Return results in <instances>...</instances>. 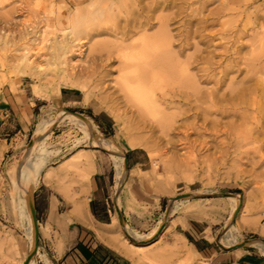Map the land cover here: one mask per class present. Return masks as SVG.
<instances>
[{"label": "rangeland", "instance_id": "374dc122", "mask_svg": "<svg viewBox=\"0 0 264 264\" xmlns=\"http://www.w3.org/2000/svg\"><path fill=\"white\" fill-rule=\"evenodd\" d=\"M119 1L110 0L100 9L89 8V0H0V35L10 41L5 45L0 40V96L2 91H13L24 99L16 114H5L0 110V264H27L30 256L34 264H37L36 260H40L39 264H51L49 257L58 243L63 244V234L44 218L45 206L50 199L57 204L59 211L67 215L73 212L74 200L81 197L76 194L77 189H83L82 185L88 183L94 172L86 165L84 154L93 157L101 166L111 185L112 217L107 223L96 226L104 232L103 238L98 235L97 238L115 248L125 264H237L235 260L242 254L264 258L259 243H253L264 241L262 0ZM76 14L79 16L78 26L75 25L80 30L79 38L87 43L77 41V45L83 48L81 57H75L74 72L70 68L73 75L68 73L63 77V67L46 68L43 71L47 72V77L43 71H36L37 76L35 72L34 75H19L13 58L21 56L23 48L30 46L31 54L37 50L35 60L46 63L45 55L50 52L49 44L57 39L55 37L70 39L68 32L65 37L59 32L56 35V28L68 26L67 17ZM20 29L29 31V42L20 41L17 35ZM42 31L47 34V42H40ZM144 33L163 42V51L169 50L176 56L173 57L174 63L171 60L173 65L169 63L168 66H173V76L162 83L167 93H176V97L166 98L168 102L164 106L162 125L171 124L172 116L176 121L172 123L173 129L170 127V132L167 131L168 136L162 134L160 128L153 127L149 118L141 122L137 108L132 110L131 105H126L116 84L123 69L119 52L127 47H137L138 43L134 41ZM231 56L244 59L242 72L234 76L237 75L235 78L239 81L244 80L240 83V90L248 91L241 93L238 108L234 109L226 104L230 90H226L223 83L217 86L213 83L224 77L226 60ZM213 60L218 64L215 65ZM180 65L188 67L191 80L186 81L177 74L182 68ZM74 74L84 77L74 78ZM70 80L83 86L87 92L70 86ZM212 89L220 92L214 104ZM163 95L167 94H160ZM222 100L225 101L223 104L220 103ZM58 109L89 120L93 134L96 132L95 143L114 139L124 152L127 178L118 189L110 156L98 144H89L83 138L86 137L83 128L66 120L53 126L45 140L48 150L43 148L48 152L44 174L57 169L65 174L60 172L62 180H51V184H46L41 174L38 177L32 204L37 226H49V236L40 230L34 250L35 236L33 241L28 239V222L17 210L14 199L15 175L35 146V130L44 113L55 116ZM132 141H147L153 155L146 147L132 149ZM165 156L169 158L166 160ZM154 162L160 166L157 174L153 172ZM135 174L138 175L132 176ZM190 179L193 182H189ZM187 192L191 196L189 202L170 204L172 197ZM219 194L241 195L244 200L242 211L230 217V205L221 206L219 201H209ZM117 195L121 200L118 204ZM126 197L133 199L132 203L127 204ZM193 220L209 226V239L217 243L220 251L230 254L227 255L231 256L230 260L195 254L181 237L182 233L189 242L193 241L185 229L187 222ZM231 228L235 245L229 248L220 241L227 240L224 236ZM241 243L245 244L238 246Z\"/></svg>", "mask_w": 264, "mask_h": 264}, {"label": "bare ground", "instance_id": "6f19581e", "mask_svg": "<svg viewBox=\"0 0 264 264\" xmlns=\"http://www.w3.org/2000/svg\"><path fill=\"white\" fill-rule=\"evenodd\" d=\"M109 1L110 0H89V3H88L89 6L88 7L89 8L97 7V8L102 9V8H104V6H106L109 3ZM121 1H119V2H121ZM112 3H114V2H112ZM111 6H112V4L110 5V7ZM110 7L107 6V11L108 10L110 11V9H111ZM105 11L103 9L104 13H105ZM77 14H76V16H73L74 15L73 14V15H69L67 17L68 26H65V27H63V26L61 27L60 26V27L56 28L55 34L57 32H59L62 37H65L67 32H68L69 36H70V39L69 40L68 39H61V38H58V36H56L55 38H57V39L52 44H49V51L50 52L45 55L46 59L44 61L46 63H43L41 60H35L36 57L34 56V54L36 55L37 50H34V54H31L30 50L32 48H29L30 46L29 47L27 46V47L23 48V50H22L23 53L21 52L22 53L21 56L13 58L12 61H13V63H15L17 65L16 71H17V73L19 75L20 74L21 75H27V74H30V75L33 74L34 75V72H35V75L37 76V74H38L37 72L38 71L46 70V68L48 69L49 67H51V68L63 67V71L61 70V72L63 74V77L66 74L67 75L71 74L70 73V68H71V71H73L72 69H73V66H74L75 57H81V55H82L81 49L83 48V46L79 47V45H77L78 44L77 41L78 42L81 41V42H83L85 44L87 43L86 41H83L82 39L79 38L80 34H79L78 31H80V30L77 29L78 28L77 27L78 26L77 23L79 22V16H77ZM74 18H76V21H74ZM76 24H77V26H75ZM82 26H84V25H82ZM25 27L26 26H24L23 28H25ZM144 29L146 30V28H144ZM24 30H21V29L19 30V32L17 34L18 38L20 39V41L21 40H28V42H29L31 40V39L30 40L28 39L30 33H29L28 30H27L28 32H25ZM0 33H1V31H0ZM59 33H57V34H59ZM61 36H59V37H61ZM39 37H40V42L41 43L45 42V41L46 42L48 41V39H47L48 37H47V34H46L45 31H42ZM152 38L150 36H148L147 33H144V34H142V36L140 38H138V40L134 41V42L138 43L137 47L132 48L133 47L132 46L129 49H128V47H127V49H123V48H122L123 50L120 49L121 52H119V55H120V58L123 60V63L121 64L122 65L121 69L122 68L123 69H122V71H120V75H119V77L117 79L118 81H116V84L119 85V87H120V93L121 92L123 93V97L122 98L125 100L126 105H128V106L131 105V107L133 108L132 110H134V107L137 108V110L136 109L135 110L137 111V116L139 117L141 122H143V121L145 122L144 118H149L150 122H151V125L153 127L160 128V131L162 132V134L166 133L167 136H168L169 132H170V129L172 128L171 126H173L172 123H174L176 121H175V118L172 116V118H171V122L172 123L171 124H169L168 126L167 125L166 126L162 125L163 120H165V108H164V106L167 105V102H168L166 98H174V95L176 93L173 94V95H172V93H167L165 91L167 88L165 89V86H164L165 84L163 85L162 83H164L166 80L169 81L170 76L171 75L173 76V71H174V69L172 68L173 66H170V67H168V66H169V63H171V60L173 62V59L176 56H175V54H173L169 50L164 52L163 51V49H164L163 42H161L162 43L161 44L159 42V40L156 41V40H154ZM1 39H2V42L5 43V45H8L10 43V41L5 39L4 36H2V35H0V40ZM12 42H13L12 45H14L15 42H14L13 39H12ZM134 42H133V44H135ZM18 43H20V42H18ZM165 43L166 42H164V44ZM167 43H169V42H167ZM166 45H165V48L167 50ZM263 45H264V41H263ZM17 48H19V47H17ZM169 48H170V46H169ZM161 51L164 52V53L162 52L164 55L162 53H160ZM227 53H229V52L227 51ZM232 53H234V52L232 51ZM16 54H17V52H16ZM73 54H75V56H73ZM238 54H237V56H238ZM37 55H39V54H37ZM225 55L227 56V54H225ZM109 56H111V55H109ZM240 57L242 58V55ZM243 60L239 59V58L237 59L236 57L233 58L232 56L230 58H228V61L226 60L227 64L225 65V69H223L224 71L222 70L223 73H224V77L222 79H220V80H218V79L214 80V82H213L216 86L219 85V83H221V85L223 83L224 87H226L225 89L226 90H230V91H228V92H230V97L228 96V98L227 97H225V98L228 99V100L226 99V101H227L226 104L230 105L231 109L238 108V107H236V105L238 104L237 102H239V100H241V93L244 94V92L245 93L248 92V91H245V89H243L242 91L240 90V85H241L240 83H242V81H244V80H242V81L240 80L239 81V80H237L235 78V76H237V75L234 76L235 73L240 74L239 72H242L243 68H241V66H243L245 64V62H243ZM178 62H177V64H178ZM212 62H214V60ZM216 63L214 62L215 65H216ZM177 64H175V65H177ZM179 64H181V62ZM66 67L69 68V69L67 70ZM181 67L182 68L179 71V73H177V72L176 73L180 74V76L182 78H184L185 80L187 79L186 81L191 80L190 75H189L188 67H186V66L185 67L181 66ZM218 67H220V66L218 65ZM177 68H178V65H177ZM213 68H214V66H213ZM164 69L167 70L168 72L165 71ZM235 69H237V70H235ZM43 72H45V71H43ZM45 73H46V77H47V72H45ZM221 73L222 72H220V74ZM40 74H42V73L40 72ZM71 75H73V73ZM246 75H248V74H246ZM68 77H71V76H68ZM80 77L82 78L84 76H81L79 74L78 75L76 74L74 76V78H80ZM60 78H61V76H60ZM62 78H61V80H62ZM218 78H219V76H218ZM69 79L70 78H68L66 80H69ZM235 79L237 81H235ZM77 80H79V79H77ZM77 82H79V81H77ZM71 83L72 84L70 86L75 87V88H79L82 91H85V93L87 92L86 90H84L83 86H81L80 84L79 85L76 84L75 81H73V82L71 81ZM178 92H180V91H178ZM57 93H59V90L57 91ZM197 93H198V91H197ZM218 93H220V92H218L216 89L213 91V89H212V91H211V97L212 98L211 97L210 98H211V101H212L213 104L217 100ZM226 93H227V91H226ZM160 94H167V95L160 96ZM245 95H247V94H245ZM248 96H250V95H248ZM175 97H176V95H175ZM223 102H225V101L222 100V102H220V103L223 104ZM245 103H246V101H245ZM46 109H48V108H46ZM75 114L76 113H73V115H72V112L70 113L69 111L59 110V109H58L57 113L55 114V116H50L49 113H44V116H43L42 120L39 122V125L36 127V130H35V132H36L35 146L33 147L32 150H30L31 152L27 156V159L25 161V165L23 166L22 163H21L20 171H19L18 174L15 175V177H16L15 181H14V188L15 189L14 188L13 189H14L15 194H16L17 197L15 196L14 199L17 202V205H18V209L17 210L20 211L21 216H24L25 219L28 222V228H27L28 229V239H31L32 241L34 240L36 228H37L38 232L41 230V231H43V232H45L47 234L48 227H49V226L48 227H42V226L38 227V226H36V228H35V225H37V223H35L33 218H32V208H31L32 193H33L34 188H35V186H36V184L38 182V177L41 174V176H42L41 178L47 184V182H50L51 180H52V182L55 181V180H57V182H58V179H59V181L62 180V178H63L62 176L63 175H61V173L65 174V172L58 171V169L56 171H52V170L49 169L51 172H48V173L44 174V171H45L44 168H45V163L47 161L48 152L43 150V148L46 147V149H47L46 142H45V140L47 138V134L50 131V129L53 126H55L56 124L66 120L68 122L73 123L75 125V127L77 126L78 128H83L84 129V133L86 134L85 135L86 137H83V138L89 144H91V143L92 144L93 143L94 144H98V147L100 149H102L103 151H105L110 156V159H111V161L113 163L114 172H115V178L114 179H115L116 187L118 189H121L123 184L126 181V178H127L126 159H125V155H124V152L121 149V147L118 146L116 141L114 139H112V138H109L108 140H106L103 143H95V138H97V137L94 136V134L96 132L94 134L92 132L91 122L89 120H87V119H84L85 117L83 118V117L77 116ZM153 131H154V129H153ZM167 131H169V132H167ZM166 134H165V136H166ZM81 142H83V141H81ZM146 142H143V141H132L130 143V147L132 149H135L137 147H139V148L140 147H146V149H148L150 151V147H148V143H146ZM94 146L97 147V145H94ZM150 155L151 156L153 155L152 151H150ZM83 156L85 158L86 165L89 168H93V164H95V163H93V157H91L90 155H87V154H84ZM154 157H155V155H154ZM167 158H169V157H167ZM167 158L165 156L164 159L167 160ZM166 160H165V162H166ZM78 165L79 164H77V166ZM80 165H82V164H80ZM154 166H155V169H154L153 172L156 173V171L158 170V168H160V166H159L158 163H155ZM61 169H63V168H60L59 170H61ZM75 169L77 170V168H75ZM64 170L65 169H63L62 171H64ZM86 171H88V170H86ZM137 175L135 174V175H132V176H137ZM64 177H66V176H64ZM191 181H192V179L189 180V182H191ZM64 182H65V180H64ZM78 182L80 183L79 179H78ZM50 184H51V182H50ZM74 185H75V183H74ZM83 185H82V187H83ZM79 186H80V184H79ZM58 190H60V189H58ZM60 191H62V190H60ZM83 193H85V190H83ZM209 193H211V192L209 191ZM87 194H89V192ZM77 195L74 194L75 197ZM190 198H191V196L187 192L185 194L172 197L170 199V204L171 203L172 204L173 203L179 204L180 202H182V203L189 202ZM116 201H117V204H118V202L120 203V201H121L120 200V196L118 197V195H117ZM131 201H133V199H131L129 197H126L127 204H130ZM209 201H219L218 205H221V206L223 204H224V206L225 205H230L231 209H232L230 217H233L237 213H240V211H242L241 209H242L243 202H244L243 197L241 195H239V194H222V195L219 194V195H217L216 199H212L211 198V199H209ZM117 213H118V215H120V212H117ZM19 217H20V215L18 216V218ZM126 229H127V227H126ZM231 230L233 231V229L231 228L230 230H228V232L225 233L224 237L227 238V240H223V239L221 240L223 245L229 246V248L232 247L233 245H235V240L232 237ZM253 243L254 244L255 243H259V248L264 252V241L263 240H259L258 242H253ZM58 247H59L58 248V253L61 254L62 250H61L60 244H59ZM195 254H196V252H195ZM27 264H34V260H33V258L31 256L27 260Z\"/></svg>", "mask_w": 264, "mask_h": 264}, {"label": "crops", "instance_id": "0c3cea01", "mask_svg": "<svg viewBox=\"0 0 264 264\" xmlns=\"http://www.w3.org/2000/svg\"><path fill=\"white\" fill-rule=\"evenodd\" d=\"M262 4L264 6V0H262ZM23 104L24 99L21 94L13 91H2L0 110L4 111L5 114L10 112L16 114V111L22 108ZM92 169L94 172L89 176L86 186L84 185L81 191L80 188L77 189L76 194L81 195V199L74 200L75 208L70 215L62 210L59 211L53 200L47 201L43 213L44 218L51 221L59 234H63V244L58 243L56 250L53 249L51 253V258L49 257L51 264H125L124 258L115 248L97 238V235L103 238L104 232L96 226L108 222L112 217L113 207L109 195L111 185L108 175L99 164H93ZM88 192L89 194H87ZM69 219L75 221L69 222ZM41 226L48 227L47 225ZM208 228L209 226L203 225L202 221L193 220L187 222L185 228L192 236L193 241L189 242L182 233L181 237L196 252L197 256L201 254L209 258V255H212L221 261L230 260L231 256H227L230 254L220 251L217 243L209 239ZM59 244L62 250L61 254L58 253ZM263 260V256L242 254L235 262L237 264H263ZM36 261L39 264L40 260Z\"/></svg>", "mask_w": 264, "mask_h": 264}, {"label": "water", "instance_id": "95a60500", "mask_svg": "<svg viewBox=\"0 0 264 264\" xmlns=\"http://www.w3.org/2000/svg\"><path fill=\"white\" fill-rule=\"evenodd\" d=\"M127 161H128V159H127ZM31 208H32V218H33L34 222L37 223L36 222V217H35V210H34V206H33L32 203H31ZM120 215H121V213H120ZM36 226L37 225H35V228H36ZM37 242H38V230L36 228V230H35V240H34V250H36V248H37ZM244 244L245 243H241V244H238V246H243Z\"/></svg>", "mask_w": 264, "mask_h": 264}]
</instances>
